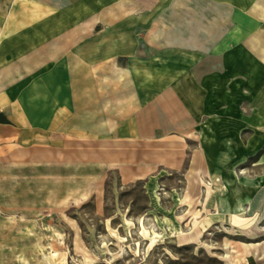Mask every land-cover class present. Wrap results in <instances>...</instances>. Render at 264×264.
<instances>
[{
  "label": "crops",
  "instance_id": "obj_1",
  "mask_svg": "<svg viewBox=\"0 0 264 264\" xmlns=\"http://www.w3.org/2000/svg\"><path fill=\"white\" fill-rule=\"evenodd\" d=\"M262 92L264 0H0V145L115 131L173 168L178 126L264 125Z\"/></svg>",
  "mask_w": 264,
  "mask_h": 264
},
{
  "label": "rangeland",
  "instance_id": "obj_2",
  "mask_svg": "<svg viewBox=\"0 0 264 264\" xmlns=\"http://www.w3.org/2000/svg\"><path fill=\"white\" fill-rule=\"evenodd\" d=\"M178 127L173 168L165 140L115 131L0 145V264H264V125Z\"/></svg>",
  "mask_w": 264,
  "mask_h": 264
},
{
  "label": "bare ground",
  "instance_id": "obj_3",
  "mask_svg": "<svg viewBox=\"0 0 264 264\" xmlns=\"http://www.w3.org/2000/svg\"><path fill=\"white\" fill-rule=\"evenodd\" d=\"M188 199H189V196H188V194L186 193V194H184V195L181 197V199H180V203L185 204V203L188 202Z\"/></svg>",
  "mask_w": 264,
  "mask_h": 264
},
{
  "label": "trees",
  "instance_id": "obj_4",
  "mask_svg": "<svg viewBox=\"0 0 264 264\" xmlns=\"http://www.w3.org/2000/svg\"><path fill=\"white\" fill-rule=\"evenodd\" d=\"M142 181H143V180H138V181L136 182V184H139V185H140V184H142Z\"/></svg>",
  "mask_w": 264,
  "mask_h": 264
}]
</instances>
